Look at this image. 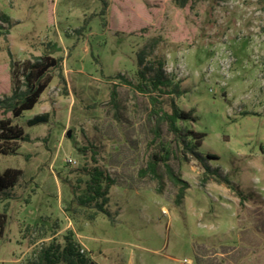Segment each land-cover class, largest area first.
<instances>
[{"label":"rangeland","instance_id":"374dc122","mask_svg":"<svg viewBox=\"0 0 264 264\" xmlns=\"http://www.w3.org/2000/svg\"><path fill=\"white\" fill-rule=\"evenodd\" d=\"M51 1L0 0V98L13 64L63 60L15 121L30 142L0 154V172L22 171L0 199V264H34L70 231L94 264H264L262 0ZM172 102L195 118L178 141ZM94 167L115 180L112 219L77 203Z\"/></svg>","mask_w":264,"mask_h":264},{"label":"trees","instance_id":"16d2710c","mask_svg":"<svg viewBox=\"0 0 264 264\" xmlns=\"http://www.w3.org/2000/svg\"><path fill=\"white\" fill-rule=\"evenodd\" d=\"M50 2H52L50 0ZM190 0H174V3L184 8ZM264 3V0H262ZM63 60L52 55L44 54L37 58L35 62L24 61L22 63L13 64L11 67V94L0 98V110L4 114H11V118H0V154L3 156H16L19 153L18 143L30 142L29 135L20 127L16 120H20L24 114L33 110L40 102L42 95L49 88L52 80L50 72L52 70L61 69ZM118 79H122L118 76ZM161 84L159 80L154 83L155 91H160L158 86ZM142 92L146 88H140ZM170 96V93H166ZM112 99L115 101L116 92H112ZM154 104H157V98L152 96ZM51 119L49 113L38 115L27 122L28 127L48 124ZM162 119L167 123L169 131L179 140L182 133L180 122L191 119L195 120L191 111L181 110L172 102L171 112H164ZM190 135H198L193 131L188 132ZM188 147L189 144L187 145ZM168 153V152H167ZM168 156L156 154L154 161L149 165L151 172L157 176L158 165L167 163ZM167 165V164H166ZM168 166V165H167ZM90 179L87 182L85 190L77 197V203L83 208H95L96 214L91 215L94 220L98 213H103L112 219L111 212L107 209L110 198V190L115 185V180L100 168L94 167L89 172ZM22 171L20 169L8 168L0 172V199L6 200L10 197V192L16 188ZM176 184L182 183L177 196V203L180 204L184 199L187 184L181 180L174 179ZM8 217L6 213H0V237L5 233ZM34 264H94V262L82 252L81 246L75 239L72 231L63 236V242L53 240L47 246L40 250L38 260Z\"/></svg>","mask_w":264,"mask_h":264},{"label":"built area","instance_id":"2783aa9c","mask_svg":"<svg viewBox=\"0 0 264 264\" xmlns=\"http://www.w3.org/2000/svg\"><path fill=\"white\" fill-rule=\"evenodd\" d=\"M72 162V160H70V163ZM82 252H84L83 250H82Z\"/></svg>","mask_w":264,"mask_h":264},{"label":"water","instance_id":"95a60500","mask_svg":"<svg viewBox=\"0 0 264 264\" xmlns=\"http://www.w3.org/2000/svg\"><path fill=\"white\" fill-rule=\"evenodd\" d=\"M68 136L70 137V133L68 134Z\"/></svg>","mask_w":264,"mask_h":264}]
</instances>
